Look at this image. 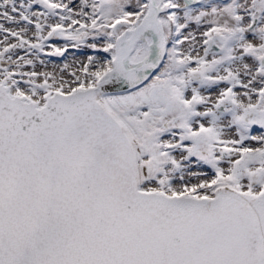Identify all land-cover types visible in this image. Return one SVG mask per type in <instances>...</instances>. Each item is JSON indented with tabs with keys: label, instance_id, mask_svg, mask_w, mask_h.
I'll list each match as a JSON object with an SVG mask.
<instances>
[{
	"label": "snow or ice",
	"instance_id": "snow-or-ice-1",
	"mask_svg": "<svg viewBox=\"0 0 264 264\" xmlns=\"http://www.w3.org/2000/svg\"><path fill=\"white\" fill-rule=\"evenodd\" d=\"M0 264H264V0H0Z\"/></svg>",
	"mask_w": 264,
	"mask_h": 264
}]
</instances>
